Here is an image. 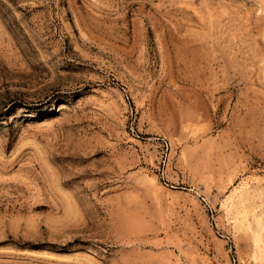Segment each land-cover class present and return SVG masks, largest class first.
<instances>
[{"label":"rangeland","instance_id":"rangeland-1","mask_svg":"<svg viewBox=\"0 0 264 264\" xmlns=\"http://www.w3.org/2000/svg\"><path fill=\"white\" fill-rule=\"evenodd\" d=\"M0 264H264V0H0Z\"/></svg>","mask_w":264,"mask_h":264}]
</instances>
